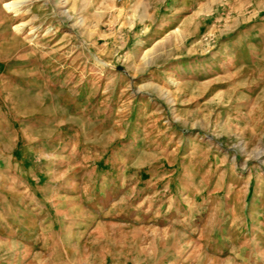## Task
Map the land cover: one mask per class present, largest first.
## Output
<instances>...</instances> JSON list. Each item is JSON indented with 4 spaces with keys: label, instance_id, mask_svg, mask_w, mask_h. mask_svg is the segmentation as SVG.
Returning <instances> with one entry per match:
<instances>
[{
    "label": "rangeland",
    "instance_id": "rangeland-1",
    "mask_svg": "<svg viewBox=\"0 0 264 264\" xmlns=\"http://www.w3.org/2000/svg\"><path fill=\"white\" fill-rule=\"evenodd\" d=\"M17 1L0 264H264V0Z\"/></svg>",
    "mask_w": 264,
    "mask_h": 264
},
{
    "label": "crops",
    "instance_id": "crops-1",
    "mask_svg": "<svg viewBox=\"0 0 264 264\" xmlns=\"http://www.w3.org/2000/svg\"><path fill=\"white\" fill-rule=\"evenodd\" d=\"M22 3V2H21ZM23 8L27 7L29 5V0H23ZM21 5V6H22ZM20 6V7H21ZM19 7V8H20ZM18 9V8H17ZM24 19V18H23ZM146 19H121V24H136L139 23L140 21H144L145 22ZM58 23H63L62 19H58ZM4 68V66H3ZM120 68V67H119ZM11 107H9V112L11 114V118L15 119L17 121L21 120L22 122H12L10 120V128L9 131H4L2 132L3 136H7L10 135L9 139L7 140V143L10 144V146H2L0 144V167H7V166H11L13 167V161H18V160H23V163H28V159H23V153H24V147L22 145V139L20 137L21 134V130H23V106H21L23 104V98H21L19 96V98L17 97V99H11ZM24 114H28V113H24ZM6 117H8L6 115ZM5 154L7 157V161L8 162H1L2 158L1 155ZM11 182V181H10ZM6 232V231H5ZM18 233H16L18 236L21 232V230L17 231ZM7 234H9V232H6ZM12 234V233H10ZM13 236V234H12ZM22 243H19L21 246L23 245V240L17 239ZM26 244V243H25ZM17 259V263H23L20 261L19 257H15V259ZM12 264V263H10Z\"/></svg>",
    "mask_w": 264,
    "mask_h": 264
},
{
    "label": "bare ground",
    "instance_id": "bare-ground-1",
    "mask_svg": "<svg viewBox=\"0 0 264 264\" xmlns=\"http://www.w3.org/2000/svg\"><path fill=\"white\" fill-rule=\"evenodd\" d=\"M21 4V1H17V2H12V3H9L7 6H9L10 8H16V7H19Z\"/></svg>",
    "mask_w": 264,
    "mask_h": 264
},
{
    "label": "water",
    "instance_id": "water-1",
    "mask_svg": "<svg viewBox=\"0 0 264 264\" xmlns=\"http://www.w3.org/2000/svg\"><path fill=\"white\" fill-rule=\"evenodd\" d=\"M120 68H123V66H120Z\"/></svg>",
    "mask_w": 264,
    "mask_h": 264
}]
</instances>
